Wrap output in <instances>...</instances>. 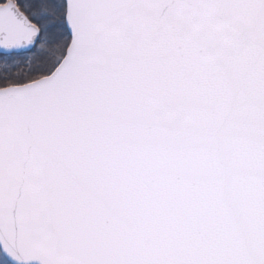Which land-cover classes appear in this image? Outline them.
Instances as JSON below:
<instances>
[{"label":"snow or ice","instance_id":"1","mask_svg":"<svg viewBox=\"0 0 264 264\" xmlns=\"http://www.w3.org/2000/svg\"><path fill=\"white\" fill-rule=\"evenodd\" d=\"M0 264H264V0H0Z\"/></svg>","mask_w":264,"mask_h":264}]
</instances>
